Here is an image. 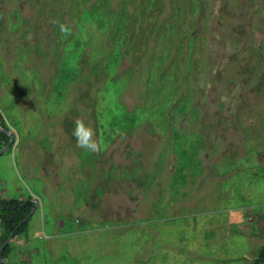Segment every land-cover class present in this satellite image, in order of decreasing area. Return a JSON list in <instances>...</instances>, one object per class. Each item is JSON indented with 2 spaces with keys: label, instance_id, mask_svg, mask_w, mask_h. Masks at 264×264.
Segmentation results:
<instances>
[{
  "label": "rangeland",
  "instance_id": "obj_1",
  "mask_svg": "<svg viewBox=\"0 0 264 264\" xmlns=\"http://www.w3.org/2000/svg\"><path fill=\"white\" fill-rule=\"evenodd\" d=\"M1 120L0 191L40 206L10 264L258 257L264 0H0Z\"/></svg>",
  "mask_w": 264,
  "mask_h": 264
},
{
  "label": "trees",
  "instance_id": "obj_2",
  "mask_svg": "<svg viewBox=\"0 0 264 264\" xmlns=\"http://www.w3.org/2000/svg\"><path fill=\"white\" fill-rule=\"evenodd\" d=\"M0 121V127L6 130L9 128ZM10 137L0 131V150L9 143ZM0 248L5 241L13 234V239L19 238L26 234L29 229L30 221H26L27 217L32 211L33 203L28 200L19 199H0ZM13 243H9L3 251V264H10V255L13 250ZM1 264V263H0ZM252 264H264V244L261 247L258 257Z\"/></svg>",
  "mask_w": 264,
  "mask_h": 264
},
{
  "label": "clouds",
  "instance_id": "obj_3",
  "mask_svg": "<svg viewBox=\"0 0 264 264\" xmlns=\"http://www.w3.org/2000/svg\"><path fill=\"white\" fill-rule=\"evenodd\" d=\"M72 137L75 139L76 146L89 152L99 151V144L94 136L95 130L84 120L77 119L71 131Z\"/></svg>",
  "mask_w": 264,
  "mask_h": 264
},
{
  "label": "water",
  "instance_id": "obj_4",
  "mask_svg": "<svg viewBox=\"0 0 264 264\" xmlns=\"http://www.w3.org/2000/svg\"><path fill=\"white\" fill-rule=\"evenodd\" d=\"M0 131L7 134V135H10L11 139L14 137V134L10 131V130H6V129H3L0 127ZM12 143V141H11ZM10 143V144H11ZM7 146V145H6ZM7 149V148H6ZM4 149V150H6ZM3 150V151H4ZM0 209H4V207L0 206ZM34 214V208L33 210L31 211V213L29 214V216L27 217L26 221L24 222H27L31 219L32 215ZM13 239V234L5 241V243L1 246L0 248V263L3 264V258H2V254H3V251L4 249L6 248V246L10 243V241Z\"/></svg>",
  "mask_w": 264,
  "mask_h": 264
},
{
  "label": "crops",
  "instance_id": "obj_5",
  "mask_svg": "<svg viewBox=\"0 0 264 264\" xmlns=\"http://www.w3.org/2000/svg\"><path fill=\"white\" fill-rule=\"evenodd\" d=\"M0 170H1V169H0ZM0 174H1V171H0ZM4 179H7L6 176L3 175V174H1V175H0V182L4 181ZM3 194H4V193L0 191V199H8V198H5ZM22 200H27V199H22ZM35 200H36V199H35ZM35 200H34V196H33V200H29V201L32 202L33 204H35ZM35 205H37V204H35ZM39 207H40V206L37 205V208H36V210H35V213L38 211V208H39ZM33 217H34V214L32 215L31 219H32ZM31 219H30V220H31ZM243 221H245V220H243ZM244 227H247V224H246L245 222H244ZM14 242H16V241H14ZM17 250H18V249H16V248L13 246V250H12V253H13V254L11 253L10 258H13L14 255H16ZM10 260H11V259H10ZM10 262H11V261H10Z\"/></svg>",
  "mask_w": 264,
  "mask_h": 264
}]
</instances>
